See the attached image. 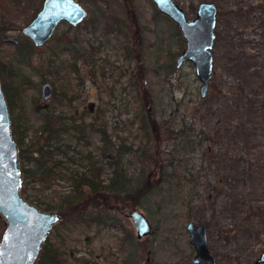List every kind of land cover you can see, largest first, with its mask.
I'll return each instance as SVG.
<instances>
[{"label": "rangeland", "instance_id": "rangeland-1", "mask_svg": "<svg viewBox=\"0 0 264 264\" xmlns=\"http://www.w3.org/2000/svg\"><path fill=\"white\" fill-rule=\"evenodd\" d=\"M43 1L0 0V32L6 35L0 59L15 67V82L25 91L20 121L40 125L42 109L107 128L110 150L120 146L125 153L129 181L124 193H107L103 204L87 211L104 223L75 218L54 224L48 237L63 264H194L191 221L206 225L217 264H264L257 262L264 252V0H174L188 19L202 2L218 7L205 97L194 64L177 65L186 48L182 33L152 0H76L88 12L81 26L61 23L24 61L9 42L26 40L23 29ZM75 35L93 56L75 53L76 71L66 63L56 75L55 54ZM45 83L53 88L48 99ZM56 145L69 147L63 167L82 171L91 154L104 168L105 183L113 177L112 157L103 155L106 144L97 130L79 139L70 129ZM69 191V182L57 179L44 195ZM134 210L147 217L153 234L138 237L129 216ZM5 229L1 217L0 241Z\"/></svg>", "mask_w": 264, "mask_h": 264}, {"label": "water", "instance_id": "water-1", "mask_svg": "<svg viewBox=\"0 0 264 264\" xmlns=\"http://www.w3.org/2000/svg\"><path fill=\"white\" fill-rule=\"evenodd\" d=\"M159 11L175 22L186 41V48L177 60L180 67L191 61L202 85L200 95L205 97L213 77V47L218 7L214 1L199 4L197 15L188 19L185 10L174 0H152ZM88 12L76 0H44L34 19L23 32L37 47L48 42L62 21L76 27L87 17ZM53 93L49 83L42 87L43 97ZM95 104L89 105L94 111ZM192 119L185 125L190 126ZM22 170L18 144L12 134V119L0 79V216L6 222V229L0 241V264H35L42 246L55 223L61 219L56 210H44L22 196ZM129 216L135 223L139 238L154 233L147 217L134 210ZM187 229L190 242L195 248L194 264L204 262L217 264L209 248L207 227L203 223L189 222ZM258 263H264V252Z\"/></svg>", "mask_w": 264, "mask_h": 264}, {"label": "trees", "instance_id": "trees-1", "mask_svg": "<svg viewBox=\"0 0 264 264\" xmlns=\"http://www.w3.org/2000/svg\"><path fill=\"white\" fill-rule=\"evenodd\" d=\"M157 11L160 13L158 9ZM169 20L171 21V19ZM175 25L181 35L178 25ZM68 28L73 29L74 27L68 25ZM5 37L6 35L0 32V48L6 43ZM59 42L63 41L60 39ZM9 44L15 47L16 52L22 55L24 61L29 60L26 55L31 52L34 45L29 37L25 41L9 42ZM80 44L79 36L75 35L73 39L61 46L62 54L59 52L55 54L58 56L54 66L56 75L60 73L58 67L66 70V63H69L72 70L76 71V60L72 61L75 53H79L87 59L90 58V55L93 56L90 46L87 49V47H79ZM63 54H68L70 58L67 60L61 59ZM49 66H53L51 61ZM17 75L18 73L12 64L0 59V79L10 114H12V134L18 144L23 178L22 196L44 210H56L60 213L62 221L77 218V220L87 221V223L92 221L104 223L105 218L100 215L88 216L87 211L90 207L103 204L107 193H114L115 196H118L128 188L129 181L123 162L125 153L122 151V147L118 146L113 154L115 147L112 146V153H110L111 150L107 142V128H95L93 124L85 123L83 116L79 118L80 122L78 123V119L73 116L57 117L53 111L38 109L42 113L40 125L33 126L27 121L22 123L18 114L22 113L24 109L23 97L25 91L20 83L15 82ZM66 120H70V125H66ZM70 129L77 132L79 139L86 137L89 130H97L101 133L102 140L106 144L102 151L103 155L112 157L114 165V175L109 183H105L102 178L104 168L98 160L93 159L91 154L87 155L90 160L89 166L82 171L72 170L67 166L63 167L64 164H67L64 157L67 156L69 147H58L56 143L62 134ZM29 131L32 132V136L28 139ZM186 143L190 144L192 141L187 140ZM68 159L73 162L71 157ZM57 179L69 182V193L58 196V198L56 196H45L46 188L52 187L53 181ZM74 192H77L80 196L73 195ZM56 237L60 238L61 236L57 233ZM61 254L56 243H53L50 237H47L37 264H63Z\"/></svg>", "mask_w": 264, "mask_h": 264}, {"label": "flooded vegetation", "instance_id": "flooded-vegetation-1", "mask_svg": "<svg viewBox=\"0 0 264 264\" xmlns=\"http://www.w3.org/2000/svg\"><path fill=\"white\" fill-rule=\"evenodd\" d=\"M158 8V7H157ZM159 10V9H158ZM163 14V13H162ZM166 16V15H165ZM168 17V16H167ZM169 18V17H168ZM61 23H67L66 21H62ZM67 24H69V23H67ZM70 25V24H69ZM80 25V24H79ZM78 25V26H79ZM72 26V25H71ZM78 26H76V27H78ZM73 27V26H72ZM216 33V32H215ZM47 43V42H46ZM215 43V42H214ZM52 96V95H51ZM195 249V248H194ZM195 253H196V251H195ZM195 256V255H194ZM216 258V257H215ZM201 263H204V262H201ZM204 264H206V263H204Z\"/></svg>", "mask_w": 264, "mask_h": 264}]
</instances>
